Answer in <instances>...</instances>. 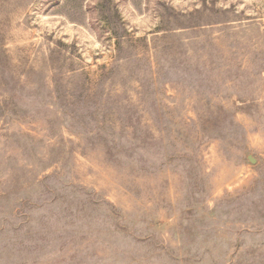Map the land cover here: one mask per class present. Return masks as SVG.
Here are the masks:
<instances>
[{
  "label": "rangeland",
  "instance_id": "374dc122",
  "mask_svg": "<svg viewBox=\"0 0 264 264\" xmlns=\"http://www.w3.org/2000/svg\"><path fill=\"white\" fill-rule=\"evenodd\" d=\"M0 264H264V0H0Z\"/></svg>",
  "mask_w": 264,
  "mask_h": 264
},
{
  "label": "water",
  "instance_id": "95a60500",
  "mask_svg": "<svg viewBox=\"0 0 264 264\" xmlns=\"http://www.w3.org/2000/svg\"><path fill=\"white\" fill-rule=\"evenodd\" d=\"M249 161L252 162V160L249 158Z\"/></svg>",
  "mask_w": 264,
  "mask_h": 264
}]
</instances>
